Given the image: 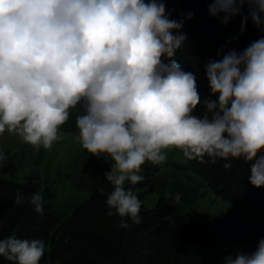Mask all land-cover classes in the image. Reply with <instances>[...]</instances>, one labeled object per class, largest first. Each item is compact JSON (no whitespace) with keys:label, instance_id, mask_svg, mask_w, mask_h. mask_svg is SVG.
Returning <instances> with one entry per match:
<instances>
[{"label":"clouds","instance_id":"1","mask_svg":"<svg viewBox=\"0 0 264 264\" xmlns=\"http://www.w3.org/2000/svg\"><path fill=\"white\" fill-rule=\"evenodd\" d=\"M246 4L241 32L249 17L261 28L264 0H211L209 14L226 25ZM182 27L165 0H0V134L50 149L76 110L82 147L112 161L106 214L122 228L141 223V201L126 182H143L142 166L165 162V150L224 160L225 169L242 159L249 183L264 187V37L210 61V96L202 99L195 73L175 59L187 39ZM14 203L44 214L39 192H17ZM45 247L41 239L0 238V257L39 264ZM224 264H264V239Z\"/></svg>","mask_w":264,"mask_h":264},{"label":"trees","instance_id":"2","mask_svg":"<svg viewBox=\"0 0 264 264\" xmlns=\"http://www.w3.org/2000/svg\"><path fill=\"white\" fill-rule=\"evenodd\" d=\"M165 3L170 18L183 22L181 32L187 37L175 59L185 71L195 73L202 99L210 96L205 66L232 50L243 52L251 42L264 37V25L258 29L250 17L241 32L242 19L249 15L247 4L225 25L221 16L209 14L211 0H165ZM231 31L236 39L228 38ZM202 113L200 105L193 114ZM76 115L77 111L73 110L59 130L78 132ZM170 163L198 175L224 202L264 213V187L256 188L249 183V165L242 159L232 160L230 169L224 168L226 161L212 163L207 157L203 163L188 159L184 164ZM102 182L69 217L61 218L45 209L43 215L37 214L28 203H14L17 192L26 197L38 192L35 181L0 178V238L43 240L45 254L39 264H224L226 255H234L237 250L251 253L259 240L264 239V221H247L223 213L183 211L173 201V195L171 199L159 197L153 207L146 208L142 204L143 196L135 194L142 204L141 223L128 221L129 226L122 228L118 216L106 214V199L112 188L104 175ZM0 264L12 262L0 257Z\"/></svg>","mask_w":264,"mask_h":264},{"label":"rangeland","instance_id":"3","mask_svg":"<svg viewBox=\"0 0 264 264\" xmlns=\"http://www.w3.org/2000/svg\"><path fill=\"white\" fill-rule=\"evenodd\" d=\"M236 39L235 32L228 34ZM60 139L52 148L36 150L7 130L0 134V152L5 159L0 163V178L24 182L28 178L38 185L44 209L61 218L69 217L94 188L103 183V175L111 170L112 161L104 154L97 158L84 149L78 132L59 130ZM167 160L159 165L146 162L142 166L143 182L131 185L134 194L143 196L142 204L151 208L159 197L178 203L183 211L197 210L210 214L237 215L247 221H264V213L253 207L228 204L196 174L179 170L170 162H187L179 149L165 150ZM103 166V170L101 169ZM152 187L154 190L149 191ZM179 194L180 199H176ZM180 200V201H179ZM184 201V202H181Z\"/></svg>","mask_w":264,"mask_h":264}]
</instances>
